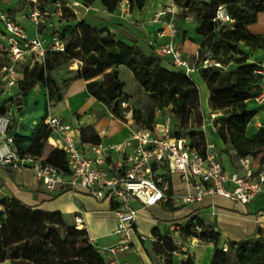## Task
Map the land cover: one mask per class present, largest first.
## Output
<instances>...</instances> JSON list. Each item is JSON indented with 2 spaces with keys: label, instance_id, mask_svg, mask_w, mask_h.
Returning <instances> with one entry per match:
<instances>
[{
  "label": "trees",
  "instance_id": "obj_1",
  "mask_svg": "<svg viewBox=\"0 0 264 264\" xmlns=\"http://www.w3.org/2000/svg\"><path fill=\"white\" fill-rule=\"evenodd\" d=\"M93 0H84L90 3ZM121 0H101V5L113 12ZM129 10L143 6L145 0H127ZM175 6L181 9L179 18L191 15L198 23L197 34L203 40L198 52V61L204 58L219 63V66L209 65L200 68V76L210 91L209 103L215 112L226 110V115L216 122L220 124L217 130L218 138L223 144L229 145L236 158L251 156L257 157L262 153L261 162H264V126H261L250 137L246 135L247 125L257 114L255 108H249L247 102L261 91L260 83L264 77V66L255 63H246L247 53L241 52L243 59L235 61L226 72L223 71L231 62L230 56L225 58L218 55L219 48H229L238 43L250 50H264V34H252L247 26L255 23L257 14L264 12V0H248L242 8H233L230 16L224 0H211L198 3L197 0H172ZM222 6L231 17V22L214 21L216 10ZM74 15V14H73ZM76 18V16H73ZM64 47L61 52L53 53V59L44 58L43 63L35 62L25 74L23 87L30 89L35 82H42L44 70L58 65L57 58L66 56L79 59L83 62L80 76L90 80L101 74L110 80L107 85L92 81L87 84L89 93L111 110V114L123 120L120 102L129 98L123 92L124 83L118 78L117 68H127L136 83L152 101V106L147 114L138 109H131L132 119L141 122L140 127L153 129L155 124V108L170 106L172 115V128L176 136H185L190 144L200 151L205 146V138L195 139L193 132L184 133L185 125L192 109L199 106V90L192 77L185 74L184 70L174 68L170 71L162 67L164 57L157 54L154 49L150 54H145L138 46L128 45L114 37L107 28L92 27L84 19L77 20L65 37ZM208 53V55H206ZM110 70L108 73H105ZM262 70V73L257 71ZM25 84V85H24ZM95 85H98L95 88ZM5 110L0 107V115ZM43 138L47 140L49 130ZM84 140L98 142V137L90 129L81 132ZM14 141L17 134H14ZM40 135L33 136V144ZM39 150L42 144H38ZM18 153V149H16ZM66 172L67 161L64 152L55 147H49L47 156L43 161ZM28 215L32 221H42L44 230L51 231L53 224L65 227L64 217L60 213H43L32 211L14 198H4L0 201V264L8 259L17 260L21 264H105L102 255L95 254L92 246L88 245L82 252L74 256L57 257L56 252L49 246L47 238L30 242L24 238L26 232L25 217ZM4 219V220H3ZM196 226L200 228L195 231ZM85 233L77 229L74 224L68 228ZM179 233L184 237L195 236L200 241L217 245L218 234L212 229L205 228L197 218H191L179 228ZM154 241L152 250L157 255L166 256L165 264H170V253L176 249L172 238L161 233L156 227L152 229ZM89 240V238H88ZM231 252L234 254L236 264H264V236L255 239H246L235 244L230 243L226 252L221 247L216 248L210 264H228ZM42 259V261H41ZM180 264H193L188 257Z\"/></svg>",
  "mask_w": 264,
  "mask_h": 264
},
{
  "label": "crops",
  "instance_id": "obj_2",
  "mask_svg": "<svg viewBox=\"0 0 264 264\" xmlns=\"http://www.w3.org/2000/svg\"><path fill=\"white\" fill-rule=\"evenodd\" d=\"M68 1L67 5L76 14L77 20L84 19L92 27L107 28L116 39L128 45L138 46L145 54H150L154 49L148 45L149 39H152L155 47L171 41L170 31L166 27L169 16L165 15L157 21L153 20L155 14L168 4V0H145L140 9L132 11L129 10L128 1L121 0L113 12H108L101 5V0H93L90 3H85L84 0ZM197 26V21L191 15L178 18L176 36L173 38L174 44L181 49L190 66H199L201 63L198 61V52L203 38L197 34ZM247 29L252 34H264V12H259L256 22L249 24ZM160 30H164L163 36L156 38L155 34ZM161 65L167 70L175 71V67L168 57H164ZM122 67L119 66L117 71L121 72ZM109 71L107 70L105 73ZM192 74H195L199 80L197 83L193 81L199 90L200 98L203 89L205 101L208 103L204 108L200 102L201 111L204 113L209 111L210 117L212 114L218 115L217 112L210 113V91L199 72L195 70ZM75 75L77 76L69 80L65 87L64 97L58 101L59 111L53 110L48 115H56L72 125L76 129L80 145L84 148L91 144L119 143L128 138L130 129L137 127L132 119L126 117L120 120L114 117L109 109L95 99L87 89V84L98 79L100 75L90 80H84L76 70ZM262 86L264 87V83ZM257 104L253 108L257 110V114L259 110L261 113L255 115L257 119L252 126L251 133H247L246 129V135L249 137L261 126H264V102ZM167 114H171L170 106L158 109L155 114V124L162 122L163 117ZM19 124L20 122L13 128L16 133ZM85 128L94 132L98 137V142L82 138L81 132ZM205 140L212 143L207 138ZM215 141L220 147L217 148L213 143L215 150L225 169L229 173L242 175L244 170L239 165L238 158L234 156L231 147L228 145L230 148L227 150L233 154L232 162L222 152L221 149H225L226 144H223L217 134ZM261 156L262 153L252 159L253 167H256L260 162ZM172 184L174 190L180 188L177 176L172 177ZM2 198H14L32 211L60 213L68 223L74 224L76 216L81 218L82 224L78 228L85 230V234L94 245L114 246L121 238L115 233L117 220L112 211L116 207L114 202L108 199L96 200L84 190L77 188L74 190L64 189L59 192L48 191L36 180L30 168L0 167V200ZM132 205L136 208L137 213L135 222L128 231L130 235L128 247L116 253V258L120 263H167L166 256L157 255L152 250L154 241L152 229L154 227L173 240L176 249L170 253V264H180L188 257L193 264H210L215 249L220 248L223 244L228 247L230 243L235 244L246 239H255L259 235L264 236V194L257 195L247 204L218 195H208L191 204L164 202L146 207L133 201ZM191 218H197L205 228L212 229L218 234L216 246L198 239L192 246L189 244L188 237L185 239L179 237V228ZM175 240L180 241L186 251L179 250L175 245ZM107 256L109 259L113 258L109 254ZM1 264H8V262L4 261Z\"/></svg>",
  "mask_w": 264,
  "mask_h": 264
},
{
  "label": "built area",
  "instance_id": "obj_3",
  "mask_svg": "<svg viewBox=\"0 0 264 264\" xmlns=\"http://www.w3.org/2000/svg\"><path fill=\"white\" fill-rule=\"evenodd\" d=\"M176 6L172 0L163 10L156 13L154 21L170 14L166 22L170 31L171 41L155 47L152 39L147 41L154 51L163 57L170 58L172 65L191 74L209 65L219 66V63L204 58L199 66H190L184 58L173 38L176 28L173 21ZM36 20L38 12H33ZM5 31L10 34L9 55L13 61L23 57L25 53L31 56L32 62H43L45 57V41L28 39L21 28L5 15L0 16ZM214 21L231 22L226 10L219 6ZM164 30L156 32V38L162 37ZM64 44L56 36L52 38V49L62 51ZM264 66V64H263ZM8 85L16 83V70L13 64L2 68ZM262 73V70L257 71ZM257 103L264 102V87L254 97ZM120 104L125 107V102ZM217 115L212 114L211 120ZM19 123L15 108H6L0 115V167L11 169L30 168L36 180L48 191L59 192L64 189H81L96 200L108 199L116 204L112 210L117 220L115 233L121 238L114 246L104 247L101 252L113 256L105 264L120 263L116 253L128 247L129 230L132 228L137 210L132 205L137 201L142 206H151L164 202H179L191 204L202 200L208 195H218L229 200L247 204L257 195L264 194V162L256 167L251 165L253 157L238 158L244 173H229L218 157L213 143L205 142L203 151L192 146L185 136H176L172 128V115L167 114L163 121L154 124L153 129L134 127L124 141L108 145L91 144L82 147L78 141L76 129L56 115H48L44 123L49 130L47 142L62 150L66 156L67 171L45 163L37 158L20 156L14 145L13 131ZM13 131V132H12ZM261 159V158H260ZM177 176L180 188L173 189L172 177ZM82 219L74 218L77 229ZM196 230L200 228L196 226ZM190 245L197 241L195 236H188ZM90 241V239H89ZM91 242V241H90ZM179 250L186 251L180 241L175 240ZM227 245L221 249L227 251Z\"/></svg>",
  "mask_w": 264,
  "mask_h": 264
},
{
  "label": "rangeland",
  "instance_id": "obj_4",
  "mask_svg": "<svg viewBox=\"0 0 264 264\" xmlns=\"http://www.w3.org/2000/svg\"><path fill=\"white\" fill-rule=\"evenodd\" d=\"M205 1L208 2L211 0H197L198 3ZM224 1H226L224 6L231 17H233L231 13L233 8L240 9L248 3V0ZM67 3H69L68 0H0V16L5 15L17 24L28 39L39 38L45 41V57L54 60L52 54L61 51L52 49V38L56 36L64 43L65 37L68 35L72 26L77 22V17H73L74 15L76 16V14L71 10ZM175 10L173 21L177 31L178 16L181 13V9L176 8ZM33 12H38L36 20L33 19L31 15ZM168 16L169 20L171 15L168 14ZM9 36L10 34L5 31L4 24L0 17V107L4 110L12 107L16 110L20 124L18 126V132L16 133L17 137L15 138L14 145L15 148L18 149V154L20 156L34 157L44 161L47 156V150L50 147L42 137L46 131L44 119L53 110L59 111V108L57 107L58 101L64 97V90L69 80L77 76L75 75V70L80 74L83 62L79 59H73L64 55L59 56L57 58L58 65L50 69L47 67L44 70L43 81L35 82L30 89H27L26 87H23V80L25 79L27 71L36 61L32 62L31 56L28 53H25L21 59L13 61L9 55ZM204 49L205 47H201L199 52H202ZM243 51L247 53L246 63H255L263 66V49L250 50L244 47L242 43H238L229 48L223 47L218 50V55L221 57L227 58L230 56L231 58L228 67L223 69L224 72H226L231 66H234L236 63L235 61L244 58L241 53ZM206 55H208V53H206ZM213 60V58H210V61ZM9 63L14 65L17 73L16 83L13 85H8L7 80L5 79V74L2 71V68ZM41 63L43 62H40L39 64ZM191 75L193 80L197 83L199 81L197 76L195 74ZM118 78L124 83L123 92L129 96V98L124 101L125 107L120 104V108H122L121 113L124 116V119L126 117L132 119L131 109H138L141 113L147 114L151 109L152 101L133 79L131 72L127 68L122 67V71L118 72ZM96 81L98 84L104 86L110 82L109 79L103 77V74H101ZM260 83H264V77ZM97 86L98 85H95V88ZM199 99V106L192 109L188 122L184 126V133L193 132L195 139L203 137L205 139L207 138L214 143L217 148H220L215 141L217 130L220 126L216 121L226 115V110H217L216 112L218 115L211 120L210 115H208L209 111L204 113L200 109V102L204 108L205 105L208 104L207 101H205L203 89L201 91V98L199 95ZM247 105L249 108H253L258 104L253 100H250L247 102ZM157 107L160 109L165 108L160 106ZM209 108L210 113L215 112L212 110L210 103ZM109 111L111 112L110 109ZM156 112L157 108H155V114ZM260 113L261 110H259L257 115H260ZM256 119L257 116H254L247 125V133H251L252 126ZM132 121L136 126L141 125V122L139 121L134 119H132ZM210 122L212 123L210 124ZM34 135H40V138L33 144ZM40 143L42 144V148L39 150L38 144ZM228 148L230 147L226 145V148L221 150L228 157V160L232 162L233 154L229 153L227 150ZM3 199L4 198L0 201ZM25 223L26 232H24L23 237L32 242L41 239L44 236V238H47L49 246L56 252L57 257L75 256L77 252H82V250H85L87 246L90 245L95 254L102 255L106 260L109 259L107 253L101 252L104 247L92 244L85 233L79 232L75 229L74 231H70L68 228L72 227V223L65 221V227L53 224L51 226V231L49 232L44 230V223L42 221H32L28 215L25 217ZM195 231L199 232L196 229ZM179 237L181 239L186 238L181 233H179ZM6 261L8 264H21L18 263L17 260L8 259ZM228 264H236V259L232 252L229 256Z\"/></svg>",
  "mask_w": 264,
  "mask_h": 264
}]
</instances>
